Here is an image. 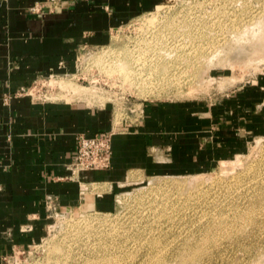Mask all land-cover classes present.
<instances>
[{
	"label": "crops",
	"instance_id": "1",
	"mask_svg": "<svg viewBox=\"0 0 264 264\" xmlns=\"http://www.w3.org/2000/svg\"><path fill=\"white\" fill-rule=\"evenodd\" d=\"M166 1L0 0V264L41 238L49 195L58 209L107 208L128 184L209 168L264 132V74L214 103L147 97L119 116L90 94L27 91L64 79L52 75L76 70L81 49L108 46L114 29ZM103 130L113 132L110 165L72 174L76 134Z\"/></svg>",
	"mask_w": 264,
	"mask_h": 264
},
{
	"label": "rangeland",
	"instance_id": "2",
	"mask_svg": "<svg viewBox=\"0 0 264 264\" xmlns=\"http://www.w3.org/2000/svg\"><path fill=\"white\" fill-rule=\"evenodd\" d=\"M157 9L164 11L158 15ZM161 14L199 29L180 28L179 34L198 36L178 45L189 58L161 86L156 80L151 94H141L123 70L106 71L109 58L92 63L107 49L118 53L142 43L135 41L146 34L136 19L159 16L161 23ZM138 16L114 29L108 46L81 49L72 73L52 75L64 79L44 77L30 92L48 99L58 91L74 99L90 94L95 97L88 103L113 101L119 116L147 97L214 103L264 74V0H168ZM258 20L261 29L252 26ZM47 212L41 238L16 247L12 264H264V132L209 168L128 184L110 207L52 205Z\"/></svg>",
	"mask_w": 264,
	"mask_h": 264
},
{
	"label": "bare ground",
	"instance_id": "3",
	"mask_svg": "<svg viewBox=\"0 0 264 264\" xmlns=\"http://www.w3.org/2000/svg\"><path fill=\"white\" fill-rule=\"evenodd\" d=\"M193 8H194V4H189L186 7V10L187 9L192 10ZM160 11H164V9L163 10L157 9V11L154 13H157L159 15ZM160 16H162V14ZM154 17L153 19L150 20H147L145 17L140 18V20L136 19L139 24V29L141 28V26H144L142 27V30L143 32L146 33V34L142 33L140 35H137L136 37L135 41L141 39L142 43H133V42L131 44L128 43L126 44L125 47H123V50L122 49H120L121 51L118 50L119 51L118 53L116 51L113 52L114 51L113 48L112 50L107 49V52L105 49L106 53L102 54V56H100L101 53H99L98 56L92 58L94 59L92 60V63H94L93 61H95V59L96 61L97 60L100 61L103 58L101 60L103 61L109 58L110 66L107 68L106 71H108L109 69L114 73L115 72L118 73V68L121 69V71L123 70L122 73L124 75V79L128 80L129 78H132L133 83L135 84L134 87L139 85V88L137 89L140 90L141 94L142 91L144 90L148 91V92L145 91L147 94L148 93L151 94L152 90H154L152 88L156 87L153 86L152 84L155 83L156 80L159 81L158 85L161 86L162 85L161 82H166L170 78L171 71L176 72L177 69L183 68L184 66L181 67L179 62L185 60L187 57L189 58V56L188 54L179 52V50L177 49L178 45L181 44L180 42L181 39L183 40L189 39L193 41L197 39L196 37H198L197 35H193L192 33L190 34H188L187 32L184 34L178 33L180 28L182 29V31L186 30V28H189L188 30H191V28L196 30L199 29V26L193 27L195 24L189 22L188 20L179 23V22H175L174 20H170L169 19L170 16L168 15V16L160 17L162 22L159 23L157 22L159 16L158 17L156 16L155 18ZM252 26L257 27V29H261L262 28L261 21L258 20V22L253 23ZM250 28L251 27H249V30ZM167 36H171L170 38L171 40L164 42L163 38ZM203 39H205V36H203ZM124 58L126 60V63H120V61L121 62L124 61L122 60ZM99 65H101V63H99ZM64 86L66 87V85ZM94 220H97V218L95 217L92 219V221ZM97 222H101V221L97 220ZM109 222L112 224L111 220Z\"/></svg>",
	"mask_w": 264,
	"mask_h": 264
},
{
	"label": "built area",
	"instance_id": "4",
	"mask_svg": "<svg viewBox=\"0 0 264 264\" xmlns=\"http://www.w3.org/2000/svg\"><path fill=\"white\" fill-rule=\"evenodd\" d=\"M41 7L38 2H35L30 6L31 10H39ZM36 83V82H34ZM33 83V84H34ZM32 85L27 91L32 95L30 89L33 88ZM8 97L5 96L4 99ZM112 131H98L91 136H87L80 132L76 134L77 149L72 161L69 163L68 167L71 173L83 169L91 168H103L108 167L111 161V140ZM47 207L55 205V199L49 195L46 200Z\"/></svg>",
	"mask_w": 264,
	"mask_h": 264
}]
</instances>
